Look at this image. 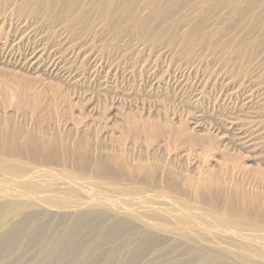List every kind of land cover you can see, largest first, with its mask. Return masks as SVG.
Masks as SVG:
<instances>
[{"label":"rangeland","instance_id":"1","mask_svg":"<svg viewBox=\"0 0 264 264\" xmlns=\"http://www.w3.org/2000/svg\"><path fill=\"white\" fill-rule=\"evenodd\" d=\"M0 143V264H264V0H0Z\"/></svg>","mask_w":264,"mask_h":264},{"label":"bare ground","instance_id":"2","mask_svg":"<svg viewBox=\"0 0 264 264\" xmlns=\"http://www.w3.org/2000/svg\"><path fill=\"white\" fill-rule=\"evenodd\" d=\"M247 133V132H246ZM1 144V143H0Z\"/></svg>","mask_w":264,"mask_h":264}]
</instances>
